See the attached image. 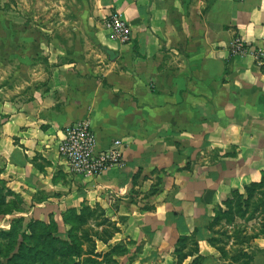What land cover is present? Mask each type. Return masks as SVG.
I'll list each match as a JSON object with an SVG mask.
<instances>
[{
  "label": "crops",
  "instance_id": "1",
  "mask_svg": "<svg viewBox=\"0 0 264 264\" xmlns=\"http://www.w3.org/2000/svg\"><path fill=\"white\" fill-rule=\"evenodd\" d=\"M53 5L0 67L1 177L27 204L15 212L64 236L68 212L98 208L114 231L96 250H114V264H240V248L247 264L264 258L259 230L222 257L227 227L212 222L231 191L264 179V63L229 51L236 36L264 41V0ZM111 11L129 42L106 26ZM83 119L97 149L122 143V163L92 178L70 174L56 150Z\"/></svg>",
  "mask_w": 264,
  "mask_h": 264
},
{
  "label": "rangeland",
  "instance_id": "2",
  "mask_svg": "<svg viewBox=\"0 0 264 264\" xmlns=\"http://www.w3.org/2000/svg\"><path fill=\"white\" fill-rule=\"evenodd\" d=\"M58 1L0 0L1 68L10 69L12 47L18 43L22 51L27 44L28 29L34 30L32 21L41 23L42 20L49 19L44 16L49 13L44 11L46 9L50 12L51 9H56V6L51 5ZM36 15L37 17H33ZM24 61L26 58L21 55V67L26 65ZM26 205L6 186L0 170V264H114L112 257L114 250L105 253L96 250L95 238L99 237L108 241L114 231L113 224L102 215L98 208L88 207L84 211L76 240L79 247L75 252V248H69L61 242L68 241L67 237L60 232L54 233V227L50 223L22 217L15 212L17 209L25 208ZM248 215L249 213H246L244 218L235 219V229L238 228L242 234L249 233L246 236L253 235L252 232L258 231L261 224L256 213L253 214L255 218L245 221ZM233 228V225H229L225 230L230 233ZM230 243L237 242L230 237L228 244ZM115 250L120 252L121 249ZM254 264H264V258L258 257Z\"/></svg>",
  "mask_w": 264,
  "mask_h": 264
},
{
  "label": "built area",
  "instance_id": "3",
  "mask_svg": "<svg viewBox=\"0 0 264 264\" xmlns=\"http://www.w3.org/2000/svg\"><path fill=\"white\" fill-rule=\"evenodd\" d=\"M105 23L116 40L121 43L130 41V27L117 12H109ZM229 51L233 55H252L259 65L264 63V41L254 47L236 36L229 44ZM56 150L64 160L67 171L84 178L95 177L105 169L122 163L121 140L114 139L106 148L97 149L94 132L84 119L65 127Z\"/></svg>",
  "mask_w": 264,
  "mask_h": 264
},
{
  "label": "trees",
  "instance_id": "4",
  "mask_svg": "<svg viewBox=\"0 0 264 264\" xmlns=\"http://www.w3.org/2000/svg\"><path fill=\"white\" fill-rule=\"evenodd\" d=\"M223 205V209L221 207H218L215 210V216L212 222L214 224H221L222 222L223 225L225 224L226 227H228L229 225L234 226L233 230L231 231V235L228 230L226 231L225 229L219 232L220 235L223 236V239H226H221L223 245L219 246V252L221 256L225 257L227 256L225 244H228V240L230 237H233V239L238 244L243 245L248 243L252 238L257 235V233H255L253 235L246 236V234H242V231H240L238 228L235 229L236 218H244L245 214L249 213L248 217L244 219L245 221H248L255 218L253 214L256 213L261 221L258 233L264 234V179H262L260 182H252L248 184L244 187L243 193H240L237 190L231 191L230 196L223 202ZM84 211H86V209H84L83 211H81V213L78 214L74 211H71L68 212L64 217V221L69 224V229L65 234L68 241L62 240L61 242L69 248H75V252H77L76 249H78L79 247L76 243V240L78 239L79 226L81 220L84 217ZM50 225L54 227V233H57L56 224L54 222H50ZM233 256L234 260H242L240 264H247L250 260V255L243 248L238 249L237 253H235V255Z\"/></svg>",
  "mask_w": 264,
  "mask_h": 264
}]
</instances>
